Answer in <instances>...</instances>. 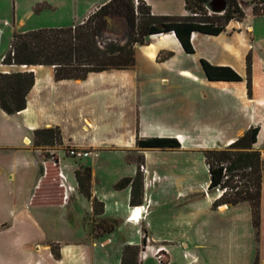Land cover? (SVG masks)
<instances>
[{
    "label": "crops",
    "instance_id": "crops-1",
    "mask_svg": "<svg viewBox=\"0 0 264 264\" xmlns=\"http://www.w3.org/2000/svg\"><path fill=\"white\" fill-rule=\"evenodd\" d=\"M107 1L84 0L86 5L82 8L78 4L74 8L79 13L74 23H81ZM144 1L151 6L153 14L187 15L185 0ZM238 2L241 5L242 0ZM40 3L43 8L39 14L58 5L57 0ZM33 8H27L21 17L14 15L13 32L30 30L25 27L37 13ZM245 17L230 21L218 35L193 32V52L184 50L174 32L153 34L144 44L136 45L135 64L131 68L90 72L84 79L61 80L55 78V68L50 65L3 64L1 59L8 52L13 32L11 35L10 22H0V72L33 71L35 75L25 109L9 114L0 107V236L9 234L20 240L19 245H0V263L96 264L86 258L92 252L84 240L77 239L80 234L93 237L94 245L100 239L101 245L108 246L113 242L114 231L124 226L134 228L138 219L150 212L148 206L155 199L172 198L161 196V189L180 185L194 171L193 165L185 163L153 165L152 152H178L183 154L182 158L189 159L193 152L203 155L206 149L226 148L247 129L258 126L254 147L264 160V61L256 53L251 55L249 94L246 58L250 54L253 27ZM34 28L37 27L31 29ZM201 59L212 65H228L243 79L209 80ZM50 127L60 129L62 148H49L51 157H46L33 143L34 131ZM152 137L176 138L180 146L159 148L137 144L140 138ZM68 147L93 149L98 155L73 157L79 162L70 165L59 155L60 150ZM112 155L119 158V163L109 180L99 181L96 170L90 166L92 194L104 204L103 214L95 215L92 201L78 190L75 171L80 166H89L90 160H98V168L109 163ZM162 156L169 158L167 153ZM203 158L205 161L204 155ZM141 164L145 172L140 170ZM51 169L55 170V187L52 182H46ZM58 169L65 173L66 184L72 187L67 199L63 198V188L57 179ZM139 170L143 175V199L141 204L131 205V186L116 189L115 185L125 177H134ZM207 184L209 180L204 187ZM183 195L178 192L173 197ZM218 197L217 191L200 216L196 209L174 214L175 223L184 224V233L192 241L191 244L183 240L182 244L193 249V262L199 257V264H223L226 256L234 264L239 253V236L243 233L250 245L245 264H253L255 258L264 264V172L258 237L249 203L215 208L213 202ZM134 207L137 211L133 213ZM104 218L116 221L113 231L107 232L98 224ZM95 219L97 225L92 224ZM58 224L72 239L61 242L56 236ZM51 244L57 246L58 258ZM128 244L140 246L136 239L124 241L116 264L121 263L123 249ZM140 256L141 250L138 262L144 264ZM6 257L10 259L8 263Z\"/></svg>",
    "mask_w": 264,
    "mask_h": 264
},
{
    "label": "trees",
    "instance_id": "trees-1",
    "mask_svg": "<svg viewBox=\"0 0 264 264\" xmlns=\"http://www.w3.org/2000/svg\"><path fill=\"white\" fill-rule=\"evenodd\" d=\"M225 3L221 11H212V3ZM255 16L264 15V0H250ZM187 15L153 14L144 0H109L91 12L79 24L70 27L39 28L25 32L14 31L10 50L1 62L8 65H50L55 68V78L84 79L90 72L111 69H127L135 64L136 45H142L153 34L174 32L186 52H193L191 34L195 31L218 35L226 30L232 20H242L245 12L238 0H185ZM121 18L126 23L125 37L118 39L105 35L109 20ZM247 88L251 94V57L246 58ZM201 65L209 80L241 81L243 77L228 65H212L201 59ZM35 82L33 71L0 72V107L13 114L26 108V98ZM259 127L247 129L233 143L223 149L203 151L209 171L208 190L228 186V191L216 198L213 207L223 204L236 205L248 202L252 224L258 237L260 206L263 184L264 160L254 147ZM35 146L52 148L62 144L58 127L40 128L34 131ZM140 147L177 148L176 138L152 137L137 140ZM229 177L224 179L226 175ZM78 190L92 201L95 215H102L104 204L91 191V167L80 166L76 171ZM131 186L130 204L137 205L143 199V175L140 170L134 177H125L116 183V189ZM98 224L107 231L115 229L116 221L102 219ZM146 241V235L143 242ZM55 257L58 252L52 247ZM140 246L126 245L120 264H139ZM253 264H259L255 258Z\"/></svg>",
    "mask_w": 264,
    "mask_h": 264
},
{
    "label": "rangeland",
    "instance_id": "rangeland-1",
    "mask_svg": "<svg viewBox=\"0 0 264 264\" xmlns=\"http://www.w3.org/2000/svg\"><path fill=\"white\" fill-rule=\"evenodd\" d=\"M40 1L41 0H0V22L3 23L6 20L10 22V28H8L12 35L14 15L21 17L27 8H33L32 6H35L33 10L35 9L37 13H35L32 20L28 22L25 29L34 30L39 28L70 27L74 24H79L74 23V18L79 14L74 12V8L78 6V4L80 5V8L86 5L83 2L84 0L79 3L74 0H57L58 5L56 9H44V12L39 14V11L43 8V4H41ZM241 5L246 13L245 20L248 23H251L253 27L251 29L252 33L250 34L251 47L248 53H250V57L253 53H256L260 60L264 61V15L255 16L250 11V0H242ZM211 9L212 11H218L214 4H212ZM33 26H36L37 28L31 29ZM126 28L127 26L123 19L113 17L109 20V27L105 35L110 37V39H121L125 37ZM9 50L10 47L8 51ZM37 148L43 150V155L46 157H51V153L48 151L49 146H39ZM56 148L61 149L62 147L56 145ZM65 151H67V148L60 150L59 152L61 158L65 157L63 160L64 163L67 162L70 165H75L76 162H79L66 154ZM152 153L154 154L150 157V161L153 165H157L158 163L160 165L165 163H185L193 165L194 171L192 172L191 177H186L184 181H181L180 185L178 184L170 188L165 187L161 189V196L166 195L172 198L163 199L162 197H159L160 199L158 201L155 199V201L148 206L150 212L144 217H141L142 219H138L134 228L124 226L120 230H115L114 236H112L113 242L108 246L104 247L105 245H101L100 239H97V244L94 245L93 237L80 234L77 239H79V241L84 240L92 252L89 255H86V258L88 256L90 259L94 260L96 264H116L120 256V250L122 248L121 244L129 239H136L139 241L141 246L140 260L144 261V264H199V257L193 262V249H187L183 246V240H187L190 243L192 241L190 240V237L184 233V224L179 222L175 223L174 214L183 209H190L192 211L196 209L198 210L197 214L200 216V214L202 215L209 206V198L214 197L217 194V191L215 190L208 191V184L204 187V183L209 180V171L203 155L201 152H193L194 154L187 159L186 157L182 158L181 155L183 154L178 152L156 151ZM163 153H167L169 158L162 159V157H164L162 156ZM108 160L109 163L102 164L98 168L96 167L99 164L98 160L96 162L90 160V163H88L89 166L96 170V178L99 181L109 180L112 175V170H114V167L119 163V158L114 155L110 156ZM83 162H86V160ZM54 176L55 170L51 169L46 182H52V186L55 183ZM178 192H182L184 195L181 198L176 199L173 196ZM95 221L96 219L92 221L93 225H97V222ZM59 227L60 225L58 224L56 236L61 239L62 243L66 240L72 239L71 235H66ZM137 228H139V233L136 231ZM145 235L146 241L144 243L143 239ZM198 240L199 235L197 234L196 241L198 242ZM247 241L246 235L241 233V236H239V253L236 258L237 261L234 262V264H245L250 251V245ZM19 242L20 240L18 238L9 234L0 236V245H6L8 243L19 245ZM58 245H60V243L57 244V246ZM51 246L54 248L57 247L52 244ZM196 255L198 256V251ZM4 260L8 263L10 259L6 257ZM223 264H230L226 256L223 258Z\"/></svg>",
    "mask_w": 264,
    "mask_h": 264
},
{
    "label": "built area",
    "instance_id": "built-area-1",
    "mask_svg": "<svg viewBox=\"0 0 264 264\" xmlns=\"http://www.w3.org/2000/svg\"><path fill=\"white\" fill-rule=\"evenodd\" d=\"M136 2H138V0H135ZM27 66V65H24ZM67 154L71 157L74 158H78V159H83V158H89L91 156H97L98 153L93 150V149H86V148H79V147H68L67 148ZM58 164V161H55V165ZM140 170L141 171H146L144 165H140ZM225 173L226 175L224 176V179H227L229 177V174H227V171L225 169ZM57 179L59 180V185L60 187L63 188V198L67 199L68 198V191L72 189L71 186L67 185V177L65 175V173L61 170L58 169L57 171ZM218 191V195L221 196L224 192L228 191V186H225L223 188H217ZM137 207H134L133 213L136 210ZM133 219H135L136 217L134 216V214L131 215Z\"/></svg>",
    "mask_w": 264,
    "mask_h": 264
},
{
    "label": "water",
    "instance_id": "water-1",
    "mask_svg": "<svg viewBox=\"0 0 264 264\" xmlns=\"http://www.w3.org/2000/svg\"><path fill=\"white\" fill-rule=\"evenodd\" d=\"M212 4L216 6V9H218V11H222L225 7V3L222 1H214Z\"/></svg>",
    "mask_w": 264,
    "mask_h": 264
}]
</instances>
